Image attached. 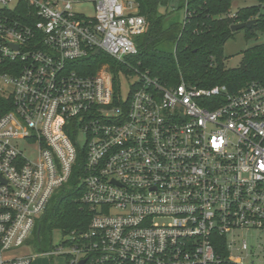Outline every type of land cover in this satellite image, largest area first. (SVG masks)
I'll use <instances>...</instances> for the list:
<instances>
[{
    "label": "built area",
    "instance_id": "2783aa9c",
    "mask_svg": "<svg viewBox=\"0 0 264 264\" xmlns=\"http://www.w3.org/2000/svg\"><path fill=\"white\" fill-rule=\"evenodd\" d=\"M81 1L0 0V264L33 263L16 249L75 173L91 218L51 252L68 264H264V82L165 86L129 61L137 2ZM102 54L117 86L84 65Z\"/></svg>",
    "mask_w": 264,
    "mask_h": 264
},
{
    "label": "trees",
    "instance_id": "16d2710c",
    "mask_svg": "<svg viewBox=\"0 0 264 264\" xmlns=\"http://www.w3.org/2000/svg\"><path fill=\"white\" fill-rule=\"evenodd\" d=\"M139 14L146 19V30L135 38L137 53L129 57L133 66L147 72L168 87L182 81L198 87L226 85L235 92L252 81L264 82V43L243 52L241 64L236 68L225 65L224 46L234 36L231 26L236 23L257 19L247 35L255 29L264 31V0L257 4L239 8L230 13L233 0H135ZM185 11L182 20L176 16ZM103 64H110L114 84L119 82L121 64L104 54L89 57L85 66L95 73ZM14 106L11 96L0 94V117ZM83 158L79 159L77 171ZM82 188L76 173L69 182L52 197L43 221L50 229L57 228L63 234L73 229L85 230L91 218L88 206L81 200ZM39 225L38 241H43ZM44 251L43 249H41Z\"/></svg>",
    "mask_w": 264,
    "mask_h": 264
},
{
    "label": "rangeland",
    "instance_id": "374dc122",
    "mask_svg": "<svg viewBox=\"0 0 264 264\" xmlns=\"http://www.w3.org/2000/svg\"><path fill=\"white\" fill-rule=\"evenodd\" d=\"M257 4L256 0H233L232 7L230 9L231 14H235L239 8L245 6H251ZM74 10L79 13H84L88 16H94L95 7L94 3L91 0H82L80 3L74 4ZM261 13L264 14V4L261 9ZM185 11L182 9L176 14L180 16V20L183 19ZM264 43V31L255 29L252 36L247 35L246 28L240 29L234 32V36L227 41L224 46V56H225V65L227 68H236L238 67L243 59V52L253 46ZM130 75L121 76V90L122 93L126 96L129 89L132 79ZM79 142L81 146L85 144V137L80 136ZM25 141H21V145H24ZM36 149L26 146L24 152L25 155L32 159H36ZM52 202V201H51ZM50 202V203H51ZM50 206V204H49ZM46 214V213H45ZM45 215H43L44 217ZM43 217H38L36 219L35 230L28 239V241L16 249V253H29L34 256L32 264H68V257L65 255H51V252H55L58 247L65 240L67 234H63L61 230L54 228L50 229L46 223L43 221ZM44 225V230L41 232V237L43 241L40 243L37 238V233L39 230V225ZM43 249L44 251H42Z\"/></svg>",
    "mask_w": 264,
    "mask_h": 264
},
{
    "label": "water",
    "instance_id": "95a60500",
    "mask_svg": "<svg viewBox=\"0 0 264 264\" xmlns=\"http://www.w3.org/2000/svg\"><path fill=\"white\" fill-rule=\"evenodd\" d=\"M257 22V19H250L248 21H245V22H241V23H236V24H233L231 26V30L233 32L237 31V30H240V29H249L251 28L255 23ZM98 53V51H95L94 52V55H96ZM85 260H82L79 264H84Z\"/></svg>",
    "mask_w": 264,
    "mask_h": 264
}]
</instances>
